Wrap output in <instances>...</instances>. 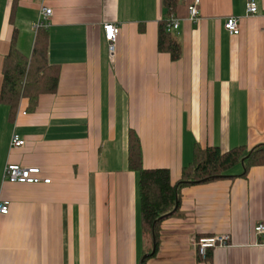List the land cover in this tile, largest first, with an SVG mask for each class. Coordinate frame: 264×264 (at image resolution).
<instances>
[{
  "label": "crops",
  "instance_id": "0c3cea01",
  "mask_svg": "<svg viewBox=\"0 0 264 264\" xmlns=\"http://www.w3.org/2000/svg\"><path fill=\"white\" fill-rule=\"evenodd\" d=\"M179 0L173 61L157 49L161 0H0V90L12 37L30 58L41 7L48 19L47 61L57 88L35 103L22 97L11 115L0 101V264H139L138 175L128 166V133L145 168H168L175 182L193 147L264 144V0ZM236 17L239 34L223 27ZM119 26L111 61L103 25ZM13 133L25 145L12 147ZM8 163L38 167L49 183H11ZM240 165L229 170L239 175ZM178 211L161 221L145 264H264V165L180 190ZM229 233L199 257L195 240Z\"/></svg>",
  "mask_w": 264,
  "mask_h": 264
},
{
  "label": "trees",
  "instance_id": "16d2710c",
  "mask_svg": "<svg viewBox=\"0 0 264 264\" xmlns=\"http://www.w3.org/2000/svg\"><path fill=\"white\" fill-rule=\"evenodd\" d=\"M178 1L161 0L164 12L158 22L157 30L158 51L168 53L173 61L180 58L181 45L172 31L168 29L167 24L169 15L172 11L175 12ZM14 42L15 38L12 37L11 48L4 57L3 80L0 90V101L9 106L11 115L22 97H27L33 104L40 94L54 92L59 77L58 65L49 64L47 61L48 32L46 28L38 27L36 29L30 58L23 56ZM237 165H242L241 173L229 175V170ZM256 165H264V144H258L249 149L241 145L223 151L218 146L202 147L195 143L192 160L182 166L180 177L172 182L168 168H145L143 166L140 140L137 134L130 130L128 133V166L138 175L137 192L140 220L147 243L145 252H150L152 249V225L160 217L154 226L155 251L152 255L156 253L159 225L162 220L178 211L179 194L182 187L224 177L246 176L248 170ZM176 201L177 206L174 208ZM147 236L150 246L146 239Z\"/></svg>",
  "mask_w": 264,
  "mask_h": 264
},
{
  "label": "built area",
  "instance_id": "2783aa9c",
  "mask_svg": "<svg viewBox=\"0 0 264 264\" xmlns=\"http://www.w3.org/2000/svg\"><path fill=\"white\" fill-rule=\"evenodd\" d=\"M200 0H191L187 5V11L191 19H195L199 14L198 4ZM257 12V4L255 0H247L245 13L247 15H254ZM52 11L48 7H41L40 16L34 24V28L47 27L48 19ZM180 24L179 16L172 11L169 15L168 29L173 31L178 29ZM224 29L231 35L239 34V22L236 17H228L223 24ZM264 30V27H263ZM104 38L107 43V51L110 60L112 61L116 49V41L119 33V26L114 23H106L103 25ZM10 144L12 147H21L25 145V140L20 138L18 134L13 133ZM40 169L38 167H22L18 164L8 163L4 167V178L11 183H38L40 181L49 183V178L41 179L38 174ZM9 211V201L0 198V214H7ZM254 232L258 235L264 233V223L259 222L254 226ZM229 233H218L213 235L200 236L195 240V247L197 254L205 258L209 249L223 247L230 242Z\"/></svg>",
  "mask_w": 264,
  "mask_h": 264
},
{
  "label": "water",
  "instance_id": "95a60500",
  "mask_svg": "<svg viewBox=\"0 0 264 264\" xmlns=\"http://www.w3.org/2000/svg\"><path fill=\"white\" fill-rule=\"evenodd\" d=\"M246 156H247V155H246ZM246 156H245V157H246ZM245 157H243V158H245ZM242 161H243V159H242ZM176 206H177V201H176V204H175V207H174V208H176ZM159 219H160V217L157 218V219L153 222V225H152V249H151L150 252L144 253V254L142 255L139 264H143L144 260H145L147 257H149L150 255H152V254L154 253V251H155V233H154V226H155L156 221L159 220Z\"/></svg>",
  "mask_w": 264,
  "mask_h": 264
},
{
  "label": "rangeland",
  "instance_id": "374dc122",
  "mask_svg": "<svg viewBox=\"0 0 264 264\" xmlns=\"http://www.w3.org/2000/svg\"><path fill=\"white\" fill-rule=\"evenodd\" d=\"M172 34L174 35L175 32H173ZM174 36H175V35H174ZM240 166H241V168H242V165H240ZM146 239H147V242H148V244H149V246H150V242H149L150 240H149L148 236L146 237Z\"/></svg>",
  "mask_w": 264,
  "mask_h": 264
}]
</instances>
